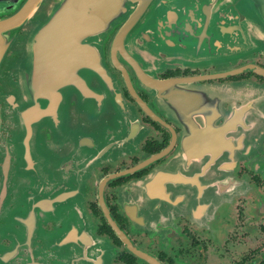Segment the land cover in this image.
<instances>
[{"label": "flooded vegetation", "instance_id": "af4514ba", "mask_svg": "<svg viewBox=\"0 0 264 264\" xmlns=\"http://www.w3.org/2000/svg\"><path fill=\"white\" fill-rule=\"evenodd\" d=\"M28 28L16 44H26ZM119 28L106 27L104 60L142 131L134 152L82 163L98 248L67 245L73 217L64 192L77 187L82 138L77 82L57 79L77 73L18 74L17 48L1 64L0 264H264V51L223 65L147 70L174 84L168 113L124 60L128 76L112 67ZM72 35L61 40L70 60ZM152 173L153 195L140 200L145 194L130 186Z\"/></svg>", "mask_w": 264, "mask_h": 264}, {"label": "water", "instance_id": "95a60500", "mask_svg": "<svg viewBox=\"0 0 264 264\" xmlns=\"http://www.w3.org/2000/svg\"><path fill=\"white\" fill-rule=\"evenodd\" d=\"M43 2L0 0V17L6 15L0 19V68L7 53L17 48L24 57L16 63L18 74L77 73L57 79L77 82V130L82 138L77 149L82 156L77 157V187L64 192V203L73 217L66 224V235L72 240L67 245L78 243L77 247L91 250L101 242L88 226L84 208L87 170L82 163L110 161L134 152L142 131L135 110L123 99L105 63L102 37L106 27L120 26L111 46L112 67L128 76L129 69L118 61L119 57L124 60L142 86L158 90L159 103L170 113L173 82L158 81L147 70L223 65L263 52L264 0H55L47 14L38 18ZM23 27L33 29L25 35L24 46L16 44L17 31ZM67 33L74 34L69 45L77 57L71 60L64 58L61 42ZM129 34L131 54L126 50ZM44 80L54 83L53 78ZM154 177L152 173L130 186L145 194L140 200L153 195L149 189Z\"/></svg>", "mask_w": 264, "mask_h": 264}]
</instances>
